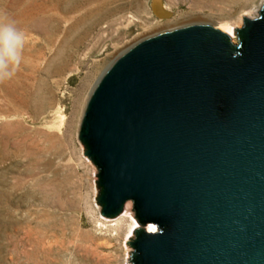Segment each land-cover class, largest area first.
I'll use <instances>...</instances> for the list:
<instances>
[{"label":"water","instance_id":"water-1","mask_svg":"<svg viewBox=\"0 0 264 264\" xmlns=\"http://www.w3.org/2000/svg\"><path fill=\"white\" fill-rule=\"evenodd\" d=\"M238 43L193 24L144 39L107 69L78 139L106 218L142 226L133 264H264V4Z\"/></svg>","mask_w":264,"mask_h":264},{"label":"rangeland","instance_id":"rangeland-1","mask_svg":"<svg viewBox=\"0 0 264 264\" xmlns=\"http://www.w3.org/2000/svg\"><path fill=\"white\" fill-rule=\"evenodd\" d=\"M263 4L0 0L27 37L19 68L0 82V264H133L134 231L159 229L138 223L132 200L117 217L103 216L99 171L78 139L85 106L107 69L138 42L200 24L237 44L235 29L244 17L259 19Z\"/></svg>","mask_w":264,"mask_h":264},{"label":"clouds","instance_id":"clouds-1","mask_svg":"<svg viewBox=\"0 0 264 264\" xmlns=\"http://www.w3.org/2000/svg\"><path fill=\"white\" fill-rule=\"evenodd\" d=\"M26 39L16 22L0 11V82L10 79L19 68Z\"/></svg>","mask_w":264,"mask_h":264},{"label":"bare ground","instance_id":"bare-ground-1","mask_svg":"<svg viewBox=\"0 0 264 264\" xmlns=\"http://www.w3.org/2000/svg\"><path fill=\"white\" fill-rule=\"evenodd\" d=\"M259 8V7H258ZM251 13V12H250ZM255 13H256V11H255ZM254 14V13H253ZM228 27V26H227ZM230 30H231V28H230ZM229 30V31H230ZM129 206H131V203L130 204H128V206H127V208L129 207ZM131 210V209H130Z\"/></svg>","mask_w":264,"mask_h":264}]
</instances>
